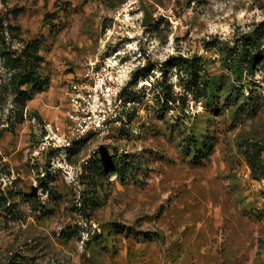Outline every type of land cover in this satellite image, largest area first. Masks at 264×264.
<instances>
[{
  "label": "rangeland",
  "instance_id": "374dc122",
  "mask_svg": "<svg viewBox=\"0 0 264 264\" xmlns=\"http://www.w3.org/2000/svg\"><path fill=\"white\" fill-rule=\"evenodd\" d=\"M127 1H0L10 26L5 45L40 39L41 75L49 79L26 103L22 123L0 137V189L20 213L18 220L0 215V264H264V177H254L243 154L260 148L264 164L259 65L243 88L247 95L256 86L254 113L195 98L186 67L178 66L165 76L175 98L165 109L155 101V81L138 87L129 77L125 87L139 96L123 95L122 117L107 136H88L67 151L43 149L46 125L64 123L65 88L86 57L109 56L127 41L130 55L136 47L150 51L144 64H153L154 79L177 56L197 58L201 74L231 82L225 48L240 49L264 23V0H142L154 20L130 29L131 21H114ZM7 76L0 60V86ZM12 101L0 94V130L17 118ZM192 139L211 144L199 163ZM113 155L130 157L131 166L122 176L110 169L101 176V163ZM39 179L49 181L46 189ZM32 186L37 195L28 198Z\"/></svg>",
  "mask_w": 264,
  "mask_h": 264
},
{
  "label": "trees",
  "instance_id": "16d2710c",
  "mask_svg": "<svg viewBox=\"0 0 264 264\" xmlns=\"http://www.w3.org/2000/svg\"><path fill=\"white\" fill-rule=\"evenodd\" d=\"M0 1L5 3L7 0ZM8 29H10V26H4L0 18V42L2 45V47L0 46V60L2 67L8 74L5 83L0 86V94H10L13 97L12 102L17 112V118H14V122H9L5 128L0 130V137L4 131L13 133L14 124L22 123L23 121L26 113V103L49 86V79L41 75L43 64V57L39 53L41 40L34 38L23 43L20 48H10V46L5 45L4 36L2 35ZM259 29L251 38V35H246L242 39L240 49L237 45L225 48L223 65L228 73L234 77L231 82L224 75L211 77L206 72L201 74L202 68L195 66L197 58L185 61L177 56L168 57L167 60L160 64V79H156L153 85L157 104L162 109H165L175 101L172 88L166 83L165 76L168 69L184 66L187 69L186 73H188L190 84L193 87L192 90H188V93L195 98L202 99L206 104H215L218 103L219 99H222V105L235 106L241 113L256 112L259 106L258 96H256L255 92L256 86L253 89H248L247 95H244L243 88L248 87V83L254 75L255 67L259 65L258 68L264 70V48H261L260 43L261 37L264 35V23L261 24ZM153 67V64L147 63L142 68L136 69L130 76V84L134 86L137 81L148 79ZM242 75H244V78H242ZM261 84V91L264 96V75L261 78ZM139 93V90L136 91L126 86L122 90V97L123 95L135 97L139 96ZM201 144L192 139L191 145L194 149L193 163H199L211 147L209 142ZM259 150L260 148L251 145L243 153L251 173L256 178L264 177V164L259 161ZM130 160L132 159L128 156L118 157L113 155L107 163H101L99 173L104 177L106 170L110 169V174L122 176L131 166ZM48 183L49 181L46 179H39L38 187L46 189ZM11 196L12 194L10 196L6 195L0 189V215L8 211L12 215L10 216L12 220H18L20 213L16 210L14 203H9Z\"/></svg>",
  "mask_w": 264,
  "mask_h": 264
},
{
  "label": "built area",
  "instance_id": "2783aa9c",
  "mask_svg": "<svg viewBox=\"0 0 264 264\" xmlns=\"http://www.w3.org/2000/svg\"><path fill=\"white\" fill-rule=\"evenodd\" d=\"M138 0H128L122 4L114 21L119 24L121 19L131 21L130 29H134L137 22H141L142 12L135 13ZM138 29H142L138 25ZM114 31L113 28L108 29ZM124 32V31H123ZM118 26V35L125 36ZM132 39V38H131ZM135 39L134 42H138ZM111 55L86 57L82 63L80 73L75 80H70L65 88V104L63 107L64 123L62 126L45 127V135L41 143L43 149H63L74 144H81L88 136H107L114 125L120 121L123 105L122 90L126 80L138 68H142L150 58L149 50H139L136 47L133 55L127 51V41ZM154 82L153 76L140 80V85H148L149 80ZM142 83V84H141ZM154 84V83H153Z\"/></svg>",
  "mask_w": 264,
  "mask_h": 264
},
{
  "label": "water",
  "instance_id": "95a60500",
  "mask_svg": "<svg viewBox=\"0 0 264 264\" xmlns=\"http://www.w3.org/2000/svg\"><path fill=\"white\" fill-rule=\"evenodd\" d=\"M138 1H139V6L141 9V12L143 14V17H142L141 22H140V26L142 29H146L152 23V21L154 20V17L149 12V10L146 8L143 1L142 0H138ZM36 195H37V187L36 186H32L31 191L29 193L25 194V196L28 198H33Z\"/></svg>",
  "mask_w": 264,
  "mask_h": 264
},
{
  "label": "crops",
  "instance_id": "0c3cea01",
  "mask_svg": "<svg viewBox=\"0 0 264 264\" xmlns=\"http://www.w3.org/2000/svg\"><path fill=\"white\" fill-rule=\"evenodd\" d=\"M80 73V72H79ZM78 76V75H77Z\"/></svg>",
  "mask_w": 264,
  "mask_h": 264
}]
</instances>
